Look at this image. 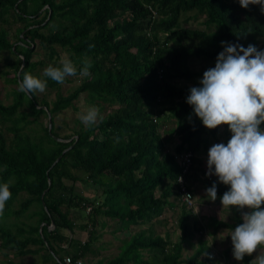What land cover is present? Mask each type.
Returning a JSON list of instances; mask_svg holds the SVG:
<instances>
[{
    "label": "trees",
    "instance_id": "16d2710c",
    "mask_svg": "<svg viewBox=\"0 0 264 264\" xmlns=\"http://www.w3.org/2000/svg\"><path fill=\"white\" fill-rule=\"evenodd\" d=\"M189 13L203 17L204 28L185 27ZM37 47L43 55L33 61ZM57 47L68 65L59 62ZM192 58L209 66L192 71ZM0 63L1 77L16 85L9 104L0 100L4 257L36 256L38 264H65V258L70 264H220L208 258V243L199 239L204 227L181 202L178 178L193 195L192 180L199 179L193 171L205 176L199 181L210 197L251 200L245 216L235 209L230 222L210 218L213 233H233L224 258L250 245L264 250V0H0ZM44 65L52 72L40 74ZM78 77L63 95L61 85ZM180 81L192 85L177 86ZM50 91L55 97L48 101ZM83 94L106 114L96 123L75 120L71 134L60 136L55 118ZM160 116L175 123L173 152ZM239 142L247 145L244 176L232 159L227 170L225 163L214 167L220 181L208 179L199 156L213 143L238 154ZM182 152L193 155L190 173L182 174L173 155ZM177 203L179 235L172 241L154 222ZM103 231L118 242L113 256L106 253L116 243L100 242ZM77 233H86L85 240ZM196 236L193 255L184 259ZM242 264L260 263L243 256Z\"/></svg>",
    "mask_w": 264,
    "mask_h": 264
},
{
    "label": "rangeland",
    "instance_id": "374dc122",
    "mask_svg": "<svg viewBox=\"0 0 264 264\" xmlns=\"http://www.w3.org/2000/svg\"><path fill=\"white\" fill-rule=\"evenodd\" d=\"M194 13H189L187 16L191 17L190 21L187 24H184L185 27L193 28V29H202L204 28L202 25L203 17L193 18ZM13 30V29H12ZM60 54L59 62L68 65V56L67 54L61 50L59 47L56 48ZM36 51L39 52V55L35 53L33 61L39 60L42 58L43 51L37 47L35 48ZM209 64L202 60H198L196 58H192L189 62V67L192 71L200 72L204 71L205 67H208ZM3 70L2 63H0V100L4 104H9L12 100V96L8 93L11 89H16V85L9 84L4 77H1V71ZM37 71L40 74L51 73L48 65H44L42 67H38ZM80 83V78L78 77L75 81H71L70 83H63L60 88V92L63 95L68 94L72 89H74L77 84ZM192 82H185L180 81L177 83V86H183L186 88H190ZM44 93L39 92L38 95H42ZM47 100L51 101L55 97V92L50 91L46 94ZM41 97V96H40ZM75 108L67 109L65 112H61L55 118V127L60 136H65L71 134V130L75 128V120L79 121V123L85 125L88 121H93L96 123L98 118L102 117L106 113L99 112L94 106L90 107L86 102V95L83 94L79 98L78 101L75 103ZM158 114V113H157ZM158 117V115L155 114ZM160 121L162 122V127L160 128L161 133L163 134V140L165 141L168 150L170 152L174 151L175 144L177 143V139L171 136V132L173 133L175 128V123L173 119L169 117L160 116ZM43 121V118L41 119ZM175 120V119H174ZM159 121V119H158ZM159 121V122H160ZM259 133L261 135L264 134V127L259 129ZM221 141V140H220ZM240 143V142H239ZM264 143V142H263ZM247 145L240 143L238 154H227L223 152L222 149L219 148V145L213 143L209 151L206 154H202L199 156L201 159V168L204 170L206 177L211 181H220L222 176V171L218 168L221 163H225L223 166V170H227V165L231 162L232 159H236L239 161L240 166L236 170L238 176L243 177L245 174V170H243V164L241 163L242 158L241 154L244 153L246 150ZM258 158L263 159L261 153L257 152L255 154ZM195 173L199 176V179L204 180L205 176L200 172L193 171V177H195ZM192 180L191 187L193 188V196H194V207L192 208L193 214L195 215L196 220L203 225L204 230L199 239L202 241H206L208 243V247L210 249V254L208 258L214 259L216 263L220 264H242V257L243 256H250L252 262H258L260 264L264 263V250L259 249L253 245L249 247L240 248L234 257H230L229 259L224 258L223 252L230 246L232 232H226L224 230L217 231L213 233L212 228H208V223L211 217L216 219L230 222L233 220L234 212L233 210L239 209L240 213L245 216L247 215L249 208L251 206V200H243V201H236L234 203H229L227 200L219 201L213 197L209 196V190L205 187L201 181ZM82 189V188H79ZM85 191V190H84ZM87 194L93 195L94 191L92 192L89 190L88 192L85 191ZM26 196L21 194L18 196V199L22 200ZM178 203L174 208L168 209L164 215V218L155 220L154 222V229L157 233L164 236L166 233L169 234L172 241H177L179 232L177 229V219L180 213V207ZM207 226V227H206ZM115 225H112L111 229H114ZM108 231V229H107ZM104 232V231H103ZM116 243L112 236L108 233L103 234L100 242H109ZM198 236L191 240V243L186 244L183 250V258L186 259L193 255L196 247H197ZM111 243V245H112ZM243 244V241L240 242ZM118 245V242L111 247V250L106 253L111 254V256L115 255L117 251L115 250V246ZM105 255V253L103 254ZM39 258L36 256L26 255V256H16L14 254H9L6 258L3 256L2 252H0V264H38Z\"/></svg>",
    "mask_w": 264,
    "mask_h": 264
},
{
    "label": "built area",
    "instance_id": "2783aa9c",
    "mask_svg": "<svg viewBox=\"0 0 264 264\" xmlns=\"http://www.w3.org/2000/svg\"><path fill=\"white\" fill-rule=\"evenodd\" d=\"M173 155L175 157V160H177V162H179L180 166L182 167V174H185L187 172L190 173V168H191V165H192V157H193L192 153H190V152H182L181 154L173 153ZM178 183L181 186V192H182L181 202L185 203L187 208H192V206L194 205L193 197H192V194L190 192H187L184 189V187H183L184 179H183L182 176H180L178 178ZM85 210H86L87 213H89L90 210H91V207L90 206H85ZM64 263L65 264H70L71 263L70 258H65L64 259ZM76 264H82V260L81 259L77 260Z\"/></svg>",
    "mask_w": 264,
    "mask_h": 264
},
{
    "label": "crops",
    "instance_id": "0c3cea01",
    "mask_svg": "<svg viewBox=\"0 0 264 264\" xmlns=\"http://www.w3.org/2000/svg\"><path fill=\"white\" fill-rule=\"evenodd\" d=\"M89 190H87V192H88ZM92 192H93V190H91ZM84 195H89V194H87L85 191H84ZM105 230H107V229H105ZM76 237H77V239L78 240H80V241H83V240H85V238H86V233H77V235H76ZM88 259H92L91 257H88ZM96 259H98V258H96ZM86 262H87V260H86ZM90 264H92L91 262H90Z\"/></svg>",
    "mask_w": 264,
    "mask_h": 264
},
{
    "label": "water",
    "instance_id": "95a60500",
    "mask_svg": "<svg viewBox=\"0 0 264 264\" xmlns=\"http://www.w3.org/2000/svg\"><path fill=\"white\" fill-rule=\"evenodd\" d=\"M19 75V73L17 74V76ZM49 115V114H48ZM48 120H49V129H50V127H51V122H50V116H48ZM76 139H77V137H75ZM58 141H62V140H60V139H57ZM69 148H71V147H69ZM68 148V149H69ZM68 149H66V150H64L63 151V153L64 152H66ZM60 160V157H58L57 159H56V161L54 162V164L56 163V162H58ZM51 227L53 228V224L51 225Z\"/></svg>",
    "mask_w": 264,
    "mask_h": 264
},
{
    "label": "clouds",
    "instance_id": "9594fccd",
    "mask_svg": "<svg viewBox=\"0 0 264 264\" xmlns=\"http://www.w3.org/2000/svg\"><path fill=\"white\" fill-rule=\"evenodd\" d=\"M192 197H193V203H194V196L192 195ZM179 205H181V203H178ZM194 207V205L192 206V208Z\"/></svg>",
    "mask_w": 264,
    "mask_h": 264
}]
</instances>
